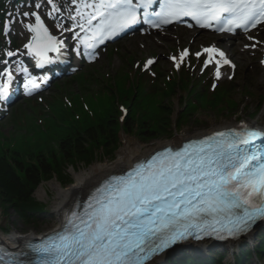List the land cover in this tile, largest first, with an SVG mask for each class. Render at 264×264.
Segmentation results:
<instances>
[{"label": "snow or ice", "instance_id": "snow-or-ice-1", "mask_svg": "<svg viewBox=\"0 0 264 264\" xmlns=\"http://www.w3.org/2000/svg\"><path fill=\"white\" fill-rule=\"evenodd\" d=\"M46 4L50 6L47 16L62 30L60 37L52 34L38 11L16 9L0 25L8 35L13 23L24 24L31 33L24 44L26 55L41 70L66 63L70 47L77 56L96 60L101 45L137 25L163 32L184 23L188 28L228 35L264 27V0H70L75 7L65 5L72 21L67 27L57 19L62 18L57 0H46ZM43 6L34 3L35 9ZM25 19L29 22L24 23ZM65 33L71 34L74 47L66 45ZM203 53H207L205 68L215 62L217 80L223 65L235 68L215 46L204 48ZM3 55L12 58L17 52L8 50ZM195 55L199 58L202 53ZM188 56L184 49L170 59L180 69ZM155 62L148 59L144 68ZM0 64V106H7L16 78L9 59ZM15 70L23 76L27 96L50 79L33 75L23 60L16 62ZM258 222H264V129L241 123L176 148L166 146L123 174L107 175L86 200L65 213L59 231L29 244L28 251L0 247V264H155L156 257L189 241L239 240Z\"/></svg>", "mask_w": 264, "mask_h": 264}, {"label": "rangeland", "instance_id": "rangeland-1", "mask_svg": "<svg viewBox=\"0 0 264 264\" xmlns=\"http://www.w3.org/2000/svg\"><path fill=\"white\" fill-rule=\"evenodd\" d=\"M174 47L178 48L179 47V41H173L172 42ZM181 46L184 45V42H180ZM132 51L125 50L124 53L116 55V58L113 59V62L110 63V61L107 62L105 67L103 68L101 75L102 76H107V73L112 71L111 69H116V72L118 71L119 64L121 65V60L126 59L128 56H136L135 53H131ZM253 53L249 52L246 54L244 58H241L239 63V67L236 72V78L237 81L234 82L238 87L235 89L234 95L231 97L236 99L238 102V108L237 111L232 109L231 103L225 102L224 105L226 108L223 106L218 107V103H216L214 106L211 107V109H204L201 110L200 112L197 111L194 114H191V117L189 118L188 121L184 122L181 121V127L179 130H175L173 127L172 130H170L173 135L172 138L166 139L165 135H162L158 138L157 141L154 142H142L143 140L139 138L134 137H129L128 135L121 134L120 140H121V145H122V140L124 137H128L131 140L137 141L140 145L143 146V150L157 146L159 143H165V142H170L176 139L179 135H184V134H198L200 132H204L208 129H210L214 125H223V124H229V123H235L236 121H239L240 119H251L249 114L254 111L256 108L257 100L259 98L260 93H264V74L262 73L263 70H257L256 66L257 63L252 59ZM107 60V58H105ZM139 58L137 57V60ZM138 61H136L132 65V70L134 71L135 64ZM254 62V63H253ZM252 65V67H250ZM254 66V67H253ZM248 68V69H246ZM164 73L162 76H165V72H168L169 69L166 68L163 70ZM113 72V71H112ZM244 73V76L242 75ZM101 75H98L97 78L95 79V83L92 85L88 86V88H94V91H97L98 89L96 87H105V83L102 81ZM104 78V77H103ZM225 81H227L225 79ZM96 86V87H95ZM82 91L86 92V89ZM81 92V90H80ZM107 100V95L105 94H97V95H85L81 99H79V109L77 113H80L81 111L85 110H93V109H99L101 103H105ZM184 101V100H183ZM176 106L178 107V104L175 102ZM166 104L168 105L169 102H163L161 105ZM217 107V108H216ZM231 107V108H230ZM229 108V109H228ZM163 118H168L166 113H164L160 119L163 120ZM255 123L260 122L259 124L264 123V111L262 114L258 113L253 119ZM167 125V124H166ZM169 125V124H168ZM9 126H12L10 124L4 123L0 127H2L4 130H0V137L3 136L4 134L10 136L12 133L15 131V127L9 128ZM170 126H173L171 123ZM168 126L167 130L170 129L171 127ZM19 127V126H18ZM169 131V130H168ZM23 132V133H22ZM16 133H22L24 135V130L23 127H19L16 129ZM28 138H30L31 133H27ZM19 138V137H18ZM11 142L12 140L6 141L5 148H8L9 146L11 147ZM120 145V146H121ZM98 151L100 149L97 148ZM117 156H115L112 159H105L101 158L100 161L102 162H112L115 160ZM101 163V162H98ZM97 164V163H96ZM88 169H77V172H75L73 169H70L68 177H72L75 179L77 173H81L82 171H85ZM54 181L58 183L56 178H53L49 182ZM49 182L44 183L42 186H45L46 192L50 195L45 196V198H40L37 196V191L41 188V186L36 190L35 192V197L36 200L40 202V205H43V207L46 209V213H40L39 220L31 225L27 224L25 221L20 219V217L17 216L16 211L11 210V211H3L2 206H1V199H0V236L5 237V236H10L13 233L16 234H29L32 233L34 236H37L39 234H45L47 232H50L54 227L57 226V218L54 214H52V201H53V189L48 185ZM59 184V183H58ZM60 185V184H59Z\"/></svg>", "mask_w": 264, "mask_h": 264}, {"label": "trees", "instance_id": "trees-1", "mask_svg": "<svg viewBox=\"0 0 264 264\" xmlns=\"http://www.w3.org/2000/svg\"><path fill=\"white\" fill-rule=\"evenodd\" d=\"M166 113L168 118H163L162 121L158 122V128H161V134L168 135L169 129L167 130V127L170 126L169 115L171 112L167 111ZM183 118L184 122L188 121L186 116ZM139 126L137 129L133 121H127L125 131L130 135L133 133L136 136L139 135V138L144 141H153L158 138L157 133L153 135L151 130L146 129V126L142 124ZM118 129V124L111 120L108 127L89 131L87 137L62 132L63 134L66 133V136L71 135V138L70 140L64 139L63 143L58 145L57 159L52 156L53 153L46 157L42 146L30 154L26 151V155H30L29 157L35 162H27L25 156L20 157L18 155L14 157L13 162L1 158L0 199L2 210L11 211L15 209L17 216L27 224L35 223L39 219L38 214L42 213V210L38 209L39 203L35 199V191L42 181H49L59 174L65 175L70 166L90 164L94 161L95 150L99 146L104 149V153L114 155L120 144ZM101 138L104 140H100Z\"/></svg>", "mask_w": 264, "mask_h": 264}, {"label": "bare ground", "instance_id": "bare-ground-1", "mask_svg": "<svg viewBox=\"0 0 264 264\" xmlns=\"http://www.w3.org/2000/svg\"><path fill=\"white\" fill-rule=\"evenodd\" d=\"M173 35V36H172ZM174 34H167L164 37L153 39L149 42L147 46L143 48L145 51L148 48L153 49L156 52H161L166 50L167 47H170V41L175 40ZM53 66H56L54 64ZM233 127V124H223L221 126L214 125L210 129L205 132H200L195 135H188L187 133L184 135H179L178 138L171 141V143H159L157 146H153L143 150V146L140 145L137 141H133L128 137H124L122 140V145L117 152V157L112 162H101L95 165H92L88 170L82 171L81 173H77L74 181L68 186L61 187L58 183L51 181L48 185L53 189V201H52V214H54L57 218V222H59L63 218L65 211H67L71 205L75 202V200L79 198L85 197L90 191L94 188V186L98 185L102 178L106 177L109 174H117L130 168L139 157H143L145 155H149L157 149H160L166 145L177 144L181 140L185 138H197L202 137L207 134H211L214 131H220L224 129H228ZM53 153V157L55 159L58 158V149H55V153ZM37 196L40 198H45L48 196L46 192L45 186H41V188L37 191ZM48 194V195H47ZM13 233L10 236L0 237V240L3 243L20 246L23 244L25 240L28 239H36L32 233L22 235V237L15 236ZM161 262V259H156L155 264Z\"/></svg>", "mask_w": 264, "mask_h": 264}]
</instances>
